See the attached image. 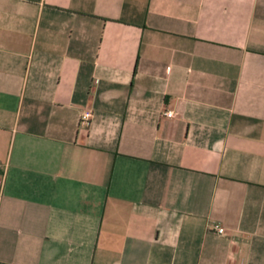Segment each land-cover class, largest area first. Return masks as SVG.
Masks as SVG:
<instances>
[{
	"label": "crops",
	"instance_id": "0c3cea01",
	"mask_svg": "<svg viewBox=\"0 0 264 264\" xmlns=\"http://www.w3.org/2000/svg\"><path fill=\"white\" fill-rule=\"evenodd\" d=\"M1 178L0 264H264V0H0Z\"/></svg>",
	"mask_w": 264,
	"mask_h": 264
},
{
	"label": "built area",
	"instance_id": "2783aa9c",
	"mask_svg": "<svg viewBox=\"0 0 264 264\" xmlns=\"http://www.w3.org/2000/svg\"><path fill=\"white\" fill-rule=\"evenodd\" d=\"M93 116V113L91 110H84L81 114V117H80V123L81 124H87L91 118ZM165 116L167 117H170V118H173L176 116V112L175 110H167L165 112ZM1 183H3V178H1ZM2 199V189H0V201ZM215 229L220 233V234H223V235H226L228 233V230L225 226L221 225V224H216L215 225Z\"/></svg>",
	"mask_w": 264,
	"mask_h": 264
}]
</instances>
